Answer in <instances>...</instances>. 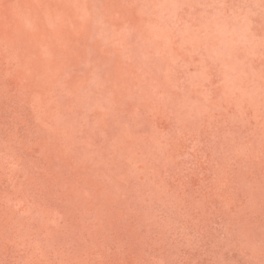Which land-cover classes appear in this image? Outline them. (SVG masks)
Segmentation results:
<instances>
[{
  "label": "rangeland",
  "instance_id": "obj_1",
  "mask_svg": "<svg viewBox=\"0 0 264 264\" xmlns=\"http://www.w3.org/2000/svg\"><path fill=\"white\" fill-rule=\"evenodd\" d=\"M0 264H264V0H0Z\"/></svg>",
  "mask_w": 264,
  "mask_h": 264
}]
</instances>
